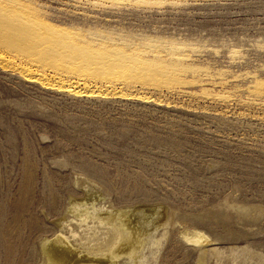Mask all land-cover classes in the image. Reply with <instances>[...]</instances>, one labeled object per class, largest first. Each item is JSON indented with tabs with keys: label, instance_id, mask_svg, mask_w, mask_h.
I'll use <instances>...</instances> for the list:
<instances>
[{
	"label": "rangeland",
	"instance_id": "rangeland-1",
	"mask_svg": "<svg viewBox=\"0 0 264 264\" xmlns=\"http://www.w3.org/2000/svg\"><path fill=\"white\" fill-rule=\"evenodd\" d=\"M159 1L0 0V264L100 259L93 208L144 232L115 264H264V0Z\"/></svg>",
	"mask_w": 264,
	"mask_h": 264
},
{
	"label": "bare ground",
	"instance_id": "bare-ground-1",
	"mask_svg": "<svg viewBox=\"0 0 264 264\" xmlns=\"http://www.w3.org/2000/svg\"><path fill=\"white\" fill-rule=\"evenodd\" d=\"M157 2H160V1L157 0ZM0 15H1V13H0ZM0 17H2V16H0ZM3 18H6V17L3 16ZM40 27L43 29L45 28V30H48V31H53V32L55 31L56 32V30L45 27V26H43V24H41ZM16 28H18V26ZM25 31H24V29L19 28L18 32H20L21 37L25 36V34H26ZM43 38L46 39L45 37H43ZM57 38L58 37H56V39L49 38V39H46V43L42 42L39 44L40 45L42 44L43 46L47 45L48 50L55 51V52L58 51L57 53H59V51L61 49H64V47L63 48L61 47L62 43H63L61 41L62 39L60 40ZM34 44L36 45L37 43H34ZM88 44H86V45H88ZM91 45H89V46L91 47ZM89 46L86 47L84 45V46L80 47V46H75V45L74 46L69 45V47L67 46V48L66 47L65 48L70 49L72 51L83 53L85 55L84 60L87 61V62H85L86 64H89L91 61L96 62V60H95L96 57H97V59H100V58L101 59L106 58V60L109 59V61H111L110 68H112L114 70H118V71H120V70H123V71L126 70L127 71L128 70V71L135 72L137 70V67L139 68L140 65L149 67L150 65L156 66V65H158L157 63L164 64V62H162V61H159L157 63L143 62L141 59H139V56H138V58H136L137 53H136V55H134L136 57L128 58V57L124 56V54L122 55L123 52L121 53L120 49H118L119 51L116 49H113V52H109L106 50L92 52V50L94 48L92 49V47L90 48ZM175 47L176 46H173L172 48H175ZM135 50H136V48H135ZM92 55H95V56H92ZM93 62H91L89 65H92ZM86 64H85V66L87 68ZM82 66H84V65H82ZM88 69H89V66H88ZM146 69H148V68H146ZM164 69L165 68H163V70ZM96 200H97V198H96ZM77 204H78V202H77ZM74 205H75V203L73 202L71 205L72 208L74 207ZM78 206H80V205H78ZM76 209H77V206H76ZM97 211L99 212V210H95L94 208H93V212H90V211L88 212L87 210L85 211V209H84V212H82L83 214L80 213L81 214L80 218H82V216H83V219H81L82 222H86L88 219H97L100 223H105L106 225H108L112 231L113 236H112L109 244L106 246V248L104 250H101L99 248V249H97L98 250L97 252H93V254H92V256L100 257V259H91L89 257V255H87V254L82 255L76 249L71 247L70 244L67 242V240L63 236L59 235V236L55 237L54 239H50V240L44 239L41 242L40 248H41V252H42V255L44 257V260H45V264H115L116 261L122 256H128V257L133 258L138 254V250L141 248V246L143 244L142 242H143L144 232H143V230L138 228V226L136 225L135 222H133L131 220L132 218H130V215L128 213H125L127 211H125L124 213L118 212V211L98 213ZM64 221L63 222L61 221V222L64 223ZM159 221H158V223H161ZM193 238L196 239V241L197 240L199 241L200 239H202L201 236H199L197 234H194ZM107 241H109V240H107ZM189 241H190V239H189ZM103 257L106 260L102 259Z\"/></svg>",
	"mask_w": 264,
	"mask_h": 264
}]
</instances>
